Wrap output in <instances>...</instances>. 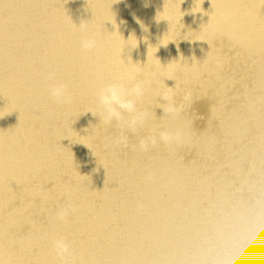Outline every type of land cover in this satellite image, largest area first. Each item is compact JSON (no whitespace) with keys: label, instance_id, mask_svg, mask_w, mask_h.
<instances>
[{"label":"bare ground","instance_id":"6f19581e","mask_svg":"<svg viewBox=\"0 0 264 264\" xmlns=\"http://www.w3.org/2000/svg\"><path fill=\"white\" fill-rule=\"evenodd\" d=\"M0 264H264V0H0Z\"/></svg>","mask_w":264,"mask_h":264}]
</instances>
